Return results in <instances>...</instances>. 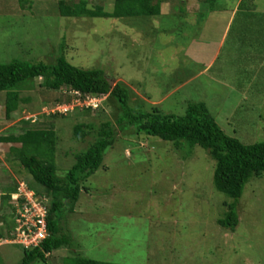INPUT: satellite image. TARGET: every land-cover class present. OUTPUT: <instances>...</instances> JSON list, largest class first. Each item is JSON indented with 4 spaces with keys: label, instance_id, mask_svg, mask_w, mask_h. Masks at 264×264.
Returning <instances> with one entry per match:
<instances>
[{
    "label": "rangeland",
    "instance_id": "rangeland-1",
    "mask_svg": "<svg viewBox=\"0 0 264 264\" xmlns=\"http://www.w3.org/2000/svg\"><path fill=\"white\" fill-rule=\"evenodd\" d=\"M60 1L83 0H0V64H53L65 56L76 67L103 71L113 87L128 86L135 109L158 107L183 117L191 104L205 103L227 135L245 145L264 143V0L246 3L232 19L220 0H203L198 17L180 2L173 9L183 16L169 17L165 10L128 18L63 17ZM85 1L89 9H114V0ZM42 83L23 86L11 118L7 93L0 95V134L18 135L26 122L54 128L58 175L65 177L75 155L97 137L93 131L78 142L74 127L117 126L121 111L106 96L99 110L88 112L78 96ZM116 128L103 165L84 184L74 212L63 214V234L72 246L33 264H71L77 256L116 264H264V177L247 184L238 201L240 223L231 232L218 222L235 201L217 190V163L205 149L183 144L179 150ZM11 146L0 149V175L6 171L0 181L43 193L19 162L12 163ZM8 169L20 174L10 178ZM6 238L0 240V264H23L24 248Z\"/></svg>",
    "mask_w": 264,
    "mask_h": 264
},
{
    "label": "trees",
    "instance_id": "trees-1",
    "mask_svg": "<svg viewBox=\"0 0 264 264\" xmlns=\"http://www.w3.org/2000/svg\"><path fill=\"white\" fill-rule=\"evenodd\" d=\"M162 3L163 0H114L113 11L106 12L102 7L89 9L85 0L78 4L60 1L59 12L63 17H154L161 14ZM245 4L240 5L241 9ZM36 79H42L43 87L50 90L66 89L72 94L79 93L78 98L81 100L107 96L117 103L121 116L117 119V126L106 121L99 127L92 123H80L74 127V136L78 142H84L93 131H96L97 137L86 151L75 155V164L65 177L58 175L56 151L59 136L54 128L34 129L26 122L18 135L0 136V143L12 144L10 152L15 161L44 189L41 193L28 184L30 190L47 201L48 206L49 237L39 247L24 249L23 264L45 261L54 251L72 246L70 237L63 234V214L74 212L81 193L85 190L84 184L103 165L106 151L115 144L118 137L116 127L121 132L134 130L137 135L160 138L173 143L179 150L183 144L191 149L196 146L205 149L217 163L214 175L217 190L235 201L227 205V212L218 223L231 232L236 230L240 223L238 201L252 178L264 177V143L245 145L239 139L227 135L205 103L191 104L183 117L166 115L158 107H154L152 111L141 107L135 109L132 106L135 93L128 86L118 83L113 87L103 71L76 67L65 56L58 57L53 64L18 60L0 64V95L7 93V118H11L19 109L23 86L28 82L34 83ZM75 96L77 95L74 94ZM99 109L100 107L97 110ZM86 110L97 111L92 108ZM18 189L19 185L16 184L4 196L5 205L11 208L12 216L16 212L13 195L18 193ZM5 237L12 238V231L2 238ZM71 264L116 263L77 256Z\"/></svg>",
    "mask_w": 264,
    "mask_h": 264
},
{
    "label": "built area",
    "instance_id": "built-area-1",
    "mask_svg": "<svg viewBox=\"0 0 264 264\" xmlns=\"http://www.w3.org/2000/svg\"><path fill=\"white\" fill-rule=\"evenodd\" d=\"M74 94L80 96L79 93ZM100 99L104 97L79 99V102L84 104L85 108L97 110L100 107ZM68 110L70 109H64V111ZM13 200L16 202V212L13 214L14 229L12 238L5 240V243L19 245L24 249L39 247L49 237L47 201L37 196L26 183L20 184L18 193L13 195ZM20 200L25 202L21 203Z\"/></svg>",
    "mask_w": 264,
    "mask_h": 264
},
{
    "label": "crops",
    "instance_id": "crops-1",
    "mask_svg": "<svg viewBox=\"0 0 264 264\" xmlns=\"http://www.w3.org/2000/svg\"><path fill=\"white\" fill-rule=\"evenodd\" d=\"M220 1H224L223 3L227 2L228 3V8L231 11V18H233V16L237 15L241 9L240 5L241 4H245V3H250V1L252 0H220ZM180 2H183L185 4V7L188 6V8H190L192 10V14L195 15V13H197V16L194 17H198V12H200L202 9L200 8V3L203 2V0H163L162 6H161V13L162 11L167 12V14H169V17H175V16H179L181 14L174 12V6L175 4H178ZM260 0H253L252 3L256 4L259 3ZM179 6V4H178ZM252 7V6H251ZM257 12V11H256ZM184 14H182L181 16H183ZM226 31H228V27L226 28ZM0 136H2L0 134ZM8 136V135H6ZM4 145H12V144H6V143H0V149H3ZM2 146V147H1ZM4 154H6L4 152ZM6 158L8 160L7 154H6ZM10 160V158H9ZM13 160V159H12ZM10 160V161H12ZM2 162L3 159L0 156V166H2ZM16 161L13 160L12 163L14 164ZM16 167V164L14 165ZM14 167V168H15ZM16 170V169H15ZM21 171L23 170V168L21 167L20 169ZM20 170L17 169L16 171L18 172V174H20ZM4 171V170H3ZM8 171H10V178H15L17 177L18 174H15V172L13 171V169H8ZM14 172V173H13ZM3 174V172H2ZM0 175V177H4L6 176V171H5V175ZM13 175V176H12ZM16 185L12 186V185H7L6 183L3 182V180L0 181V239L2 240L3 236H6L7 233H11L12 228H13V216L12 214L8 213L9 216L6 217L7 212H5L6 209H8L9 207H7V205H5V201H4V196L11 191V189L15 188Z\"/></svg>",
    "mask_w": 264,
    "mask_h": 264
}]
</instances>
